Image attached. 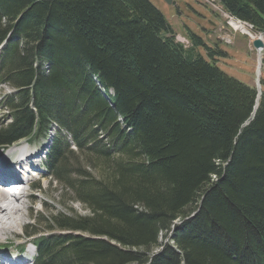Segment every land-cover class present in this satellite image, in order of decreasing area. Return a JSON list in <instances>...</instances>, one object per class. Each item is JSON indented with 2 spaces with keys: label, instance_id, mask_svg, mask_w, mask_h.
Masks as SVG:
<instances>
[{
  "label": "trees",
  "instance_id": "trees-1",
  "mask_svg": "<svg viewBox=\"0 0 264 264\" xmlns=\"http://www.w3.org/2000/svg\"><path fill=\"white\" fill-rule=\"evenodd\" d=\"M219 1L264 34V0ZM185 37L150 0H0V149L59 129L66 212L28 225L36 264H264V91L255 111L227 53Z\"/></svg>",
  "mask_w": 264,
  "mask_h": 264
},
{
  "label": "rangeland",
  "instance_id": "rangeland-1",
  "mask_svg": "<svg viewBox=\"0 0 264 264\" xmlns=\"http://www.w3.org/2000/svg\"><path fill=\"white\" fill-rule=\"evenodd\" d=\"M173 1L172 5H168L163 0H150V2L162 12L167 21L173 25L177 36L180 35L186 38L185 31L186 27H188L194 31L196 35L203 38L206 44L210 47H214V45L218 44L228 55L227 58L219 59L217 61L219 68L245 85L256 88L258 85L257 68L259 57L257 52H255V50L250 46L248 38L236 34L232 36L230 42H226L225 39H223V36L231 34L223 29L222 19L207 4L206 1ZM210 22H213L214 25ZM181 40L183 41V39ZM225 42L228 45H226ZM200 52L206 57V53L203 50ZM261 65L262 70L259 78V85L261 87L260 90L263 92L264 88H262L261 81L263 80L264 83V56H262ZM10 91L11 89L8 87H0V128L11 122V117H9L10 114L7 110L2 108V97L5 93L8 94ZM57 132L58 128L54 127L51 132L50 140L46 142H43V140L40 139L32 141L28 144V146L24 142L19 144L22 146L25 145L26 152L30 155V162L33 163L29 164L33 165V167L31 166L29 169V173H26L23 169H20L19 166L15 165V162H17L18 159L14 160L13 156L7 155L6 152L3 154L0 153V162H3L5 165H10V167L6 169L8 174L30 181L28 185L24 184L22 187L23 190H28V196L26 195L27 197L21 200L22 205H20L23 207V213L20 218V225H16L13 230H7L4 235L0 237L1 249H6L7 251H18L19 248H17V246L24 240L28 225L37 223V221L34 220V217L40 215L43 217L48 214V212L54 214L56 210L63 212L65 209L63 206L64 198L59 197L57 193V190L60 192L62 188L53 179H51V175L45 166L46 153L52 144V138L56 136ZM68 140L69 139H67V141ZM33 151H35V153H32ZM75 152L78 156V151L75 150ZM31 155H33V157H31ZM76 162L77 163L74 164V160H71V165H73L71 170H76L77 165V167L81 170L86 169L84 164L87 161H84L83 158H80L79 161ZM86 171H88L89 175L93 177V173H95L94 170L88 169ZM0 178L7 179L4 175L0 176ZM28 187H30V190ZM35 187L36 190L34 189ZM69 198L71 197L65 196V201H68ZM5 204L3 205L5 206ZM17 205L19 206V204ZM69 207L79 215H89L87 208L78 201L70 203ZM38 229L40 228H35V230ZM39 231L44 232L43 230ZM167 238L163 236L161 238V243H167ZM26 250L27 252H34L36 255L33 246H27ZM158 251L159 250H156L155 253ZM24 257L29 258L28 256Z\"/></svg>",
  "mask_w": 264,
  "mask_h": 264
},
{
  "label": "bare ground",
  "instance_id": "bare-ground-1",
  "mask_svg": "<svg viewBox=\"0 0 264 264\" xmlns=\"http://www.w3.org/2000/svg\"><path fill=\"white\" fill-rule=\"evenodd\" d=\"M202 1H206V0H202ZM257 37L258 38L256 39V41L260 40L264 44V34L261 32H258ZM179 43H181L185 48H187L182 42H179ZM259 52L261 53L260 54V61H261L263 50H259ZM256 90L258 91L259 96H258L257 105L255 107V110H257V108H258L260 97L262 94L261 90H258V89H256ZM11 150L12 151L18 150V153L21 154L24 152L25 148H24V146H17V147H13ZM31 157H33V155H31ZM23 164L27 165L28 168H29V164H33L30 162V157L28 155L23 156L22 160L20 159L16 163V165L20 166V167ZM31 166L33 167V165H31ZM9 167H10V165H5V164H3V162H0V176L4 175L6 178H8L9 180L6 181L7 183L12 181V179H14V181H17L18 183H21V182L22 183L19 184V186H21V188L19 187V189L17 190V192H16L17 198L14 202H10V200H8V198H7L8 194L6 192H0V237L2 235H4V233L7 230H13L16 225H20V218H21L22 213H23V207L21 206L22 205L21 200H23L24 198H26L28 196V192L25 190H22V186L24 185V181L21 180V178H18V176L16 177V176H13L12 174H8V171L6 169H8ZM0 180H1V178H0ZM14 181H12V182H14ZM3 204H5V206ZM17 204H19V206ZM11 259H12V257H9L3 251H0V264H18V263L14 262V259L13 260H11Z\"/></svg>",
  "mask_w": 264,
  "mask_h": 264
},
{
  "label": "built area",
  "instance_id": "built-area-1",
  "mask_svg": "<svg viewBox=\"0 0 264 264\" xmlns=\"http://www.w3.org/2000/svg\"><path fill=\"white\" fill-rule=\"evenodd\" d=\"M207 4L220 16L223 20L224 25L223 29L227 32L240 33L242 35H247L251 38V40L257 39V34L252 25L243 22L242 20L232 16L229 12H227L223 6L219 3L218 0H206ZM226 42L231 41V35L223 36Z\"/></svg>",
  "mask_w": 264,
  "mask_h": 264
},
{
  "label": "water",
  "instance_id": "water-1",
  "mask_svg": "<svg viewBox=\"0 0 264 264\" xmlns=\"http://www.w3.org/2000/svg\"><path fill=\"white\" fill-rule=\"evenodd\" d=\"M166 4L168 5H172L173 4V0H163ZM253 46L256 48V49H263L264 47V44L260 41V40H257L253 43ZM257 89L260 90V85L257 86Z\"/></svg>",
  "mask_w": 264,
  "mask_h": 264
},
{
  "label": "crops",
  "instance_id": "crops-1",
  "mask_svg": "<svg viewBox=\"0 0 264 264\" xmlns=\"http://www.w3.org/2000/svg\"><path fill=\"white\" fill-rule=\"evenodd\" d=\"M211 24H213V22H210ZM214 25V24H213ZM172 27H173V25H172ZM174 29V28H173ZM175 31V30H174ZM175 33H176V31H175ZM177 35V34H176Z\"/></svg>",
  "mask_w": 264,
  "mask_h": 264
}]
</instances>
